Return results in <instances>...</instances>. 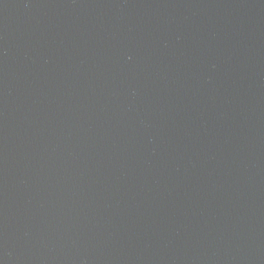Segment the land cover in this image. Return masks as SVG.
<instances>
[{
	"label": "water",
	"instance_id": "95a60500",
	"mask_svg": "<svg viewBox=\"0 0 264 264\" xmlns=\"http://www.w3.org/2000/svg\"><path fill=\"white\" fill-rule=\"evenodd\" d=\"M0 264H264V0H0Z\"/></svg>",
	"mask_w": 264,
	"mask_h": 264
}]
</instances>
